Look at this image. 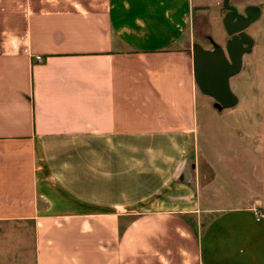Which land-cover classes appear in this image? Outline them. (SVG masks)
I'll return each instance as SVG.
<instances>
[{
	"label": "crops",
	"instance_id": "1",
	"mask_svg": "<svg viewBox=\"0 0 264 264\" xmlns=\"http://www.w3.org/2000/svg\"><path fill=\"white\" fill-rule=\"evenodd\" d=\"M220 1L260 12L0 0V264H264L257 200L216 210L172 184L210 97L195 28Z\"/></svg>",
	"mask_w": 264,
	"mask_h": 264
},
{
	"label": "rangeland",
	"instance_id": "2",
	"mask_svg": "<svg viewBox=\"0 0 264 264\" xmlns=\"http://www.w3.org/2000/svg\"><path fill=\"white\" fill-rule=\"evenodd\" d=\"M247 1L246 5L260 12L244 30L251 39L250 51L242 55L240 70L230 79V92L237 102L218 110L216 102L207 99L197 128L187 138L188 150L172 184L191 189L194 198L199 195L204 205L216 210L225 207L227 198L236 200L229 202L234 206L255 199L256 210L264 214V0ZM223 5L220 1L217 7L205 9L195 28L216 46L229 41L223 30ZM235 7L242 13L245 5ZM201 40L208 46L206 39ZM209 189H213L211 198L204 193ZM138 210L140 206L131 212Z\"/></svg>",
	"mask_w": 264,
	"mask_h": 264
},
{
	"label": "water",
	"instance_id": "3",
	"mask_svg": "<svg viewBox=\"0 0 264 264\" xmlns=\"http://www.w3.org/2000/svg\"><path fill=\"white\" fill-rule=\"evenodd\" d=\"M223 7L231 12L235 10L233 7ZM258 13L257 8L247 7L245 19L236 16L234 24H238V27L233 31L228 29L231 17L224 19L226 34L232 36L226 43L225 52L216 46L211 51L202 50L198 46L192 47L195 81L201 93L216 102L218 110L233 107L237 102V98L230 92L228 79L240 70L242 55L250 51L251 39L244 34V30L256 21Z\"/></svg>",
	"mask_w": 264,
	"mask_h": 264
},
{
	"label": "flooded vegetation",
	"instance_id": "4",
	"mask_svg": "<svg viewBox=\"0 0 264 264\" xmlns=\"http://www.w3.org/2000/svg\"><path fill=\"white\" fill-rule=\"evenodd\" d=\"M227 14L230 15V17H231V21H232V22H234V20H236V16L239 15V13H238L237 11L232 12V14H231V12H230V14H229V11H225L224 15L227 16ZM241 16L245 17L244 11L241 13ZM237 27H238V24H233V25L228 24V29H229L230 31L235 30V28H237ZM226 35H227V34H226ZM227 36H228V35H227ZM231 37H232V36H229V40L231 39Z\"/></svg>",
	"mask_w": 264,
	"mask_h": 264
},
{
	"label": "built area",
	"instance_id": "5",
	"mask_svg": "<svg viewBox=\"0 0 264 264\" xmlns=\"http://www.w3.org/2000/svg\"><path fill=\"white\" fill-rule=\"evenodd\" d=\"M36 60H38V61H39V60H40V58H39V57H37V58H36ZM254 212H256V211H254ZM256 215H257V219H258L259 217H260V218H263V215H262V214L260 215L258 212H256Z\"/></svg>",
	"mask_w": 264,
	"mask_h": 264
}]
</instances>
